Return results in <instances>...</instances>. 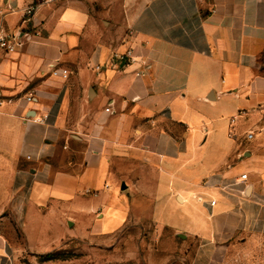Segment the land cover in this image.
<instances>
[{
	"label": "crops",
	"instance_id": "0c3cea01",
	"mask_svg": "<svg viewBox=\"0 0 264 264\" xmlns=\"http://www.w3.org/2000/svg\"><path fill=\"white\" fill-rule=\"evenodd\" d=\"M29 31L0 48V264H81L39 256L130 221L159 260L264 264V0H63Z\"/></svg>",
	"mask_w": 264,
	"mask_h": 264
},
{
	"label": "rangeland",
	"instance_id": "374dc122",
	"mask_svg": "<svg viewBox=\"0 0 264 264\" xmlns=\"http://www.w3.org/2000/svg\"><path fill=\"white\" fill-rule=\"evenodd\" d=\"M140 224L137 221H130L119 230L103 235L101 243L94 247H99L97 251H92L93 248L87 246H74L69 251L62 252L61 255L60 252L56 253L55 256H57V260L87 257L86 262L82 261L81 264H185L182 259L176 256L177 252L172 253L169 259H165L163 256L159 260L160 253L164 255L166 250L172 252L174 245L171 244V246L163 248L160 246V234L154 229L155 225L153 223L145 225V223L142 227ZM94 255L97 257H93ZM166 260L168 261L166 262ZM20 261L30 264L27 260L21 259Z\"/></svg>",
	"mask_w": 264,
	"mask_h": 264
},
{
	"label": "built area",
	"instance_id": "2783aa9c",
	"mask_svg": "<svg viewBox=\"0 0 264 264\" xmlns=\"http://www.w3.org/2000/svg\"><path fill=\"white\" fill-rule=\"evenodd\" d=\"M63 0H28V2L20 7L22 11L21 21L19 27L15 31H7L0 28V48L6 53L15 52L23 45V37L29 34V24L36 10L44 5H49L51 3L59 2ZM134 60L133 48L129 47L124 52L120 54H114L112 58V65L117 62L130 63ZM96 69H100L99 65L95 66ZM51 74L54 76H61L66 78L69 74V69L67 67H62L61 65L51 64ZM26 100L33 101V95L29 94ZM247 138L252 137V132H247ZM246 178V173L240 175V180ZM214 200L210 201L213 204ZM12 264V263H9Z\"/></svg>",
	"mask_w": 264,
	"mask_h": 264
},
{
	"label": "trees",
	"instance_id": "16d2710c",
	"mask_svg": "<svg viewBox=\"0 0 264 264\" xmlns=\"http://www.w3.org/2000/svg\"><path fill=\"white\" fill-rule=\"evenodd\" d=\"M59 252H60V255H61L62 251H51V252H47V253L41 254L39 256V259L44 258L41 261H48V260H51V259H57V256H55V254L59 253Z\"/></svg>",
	"mask_w": 264,
	"mask_h": 264
},
{
	"label": "water",
	"instance_id": "95a60500",
	"mask_svg": "<svg viewBox=\"0 0 264 264\" xmlns=\"http://www.w3.org/2000/svg\"><path fill=\"white\" fill-rule=\"evenodd\" d=\"M122 187L124 188L125 186H124V185H122Z\"/></svg>",
	"mask_w": 264,
	"mask_h": 264
}]
</instances>
